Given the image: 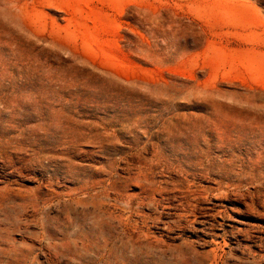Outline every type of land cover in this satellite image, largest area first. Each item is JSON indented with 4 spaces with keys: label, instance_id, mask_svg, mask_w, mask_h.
Listing matches in <instances>:
<instances>
[{
    "label": "rangeland",
    "instance_id": "obj_1",
    "mask_svg": "<svg viewBox=\"0 0 264 264\" xmlns=\"http://www.w3.org/2000/svg\"><path fill=\"white\" fill-rule=\"evenodd\" d=\"M0 264H264V0H0Z\"/></svg>",
    "mask_w": 264,
    "mask_h": 264
},
{
    "label": "bare ground",
    "instance_id": "obj_2",
    "mask_svg": "<svg viewBox=\"0 0 264 264\" xmlns=\"http://www.w3.org/2000/svg\"><path fill=\"white\" fill-rule=\"evenodd\" d=\"M207 191H209V190H207Z\"/></svg>",
    "mask_w": 264,
    "mask_h": 264
}]
</instances>
